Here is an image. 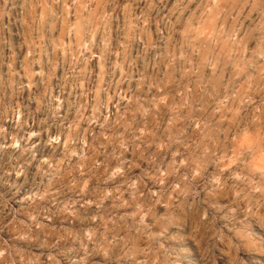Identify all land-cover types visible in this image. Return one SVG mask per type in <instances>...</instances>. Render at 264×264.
<instances>
[{"label": "rangeland", "instance_id": "1", "mask_svg": "<svg viewBox=\"0 0 264 264\" xmlns=\"http://www.w3.org/2000/svg\"><path fill=\"white\" fill-rule=\"evenodd\" d=\"M0 264H264V0H0Z\"/></svg>", "mask_w": 264, "mask_h": 264}]
</instances>
